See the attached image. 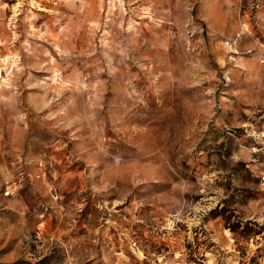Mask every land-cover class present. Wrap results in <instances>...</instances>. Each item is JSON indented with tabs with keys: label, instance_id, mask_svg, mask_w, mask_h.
<instances>
[{
	"label": "rangeland",
	"instance_id": "1",
	"mask_svg": "<svg viewBox=\"0 0 264 264\" xmlns=\"http://www.w3.org/2000/svg\"><path fill=\"white\" fill-rule=\"evenodd\" d=\"M0 264H264V0H0Z\"/></svg>",
	"mask_w": 264,
	"mask_h": 264
}]
</instances>
